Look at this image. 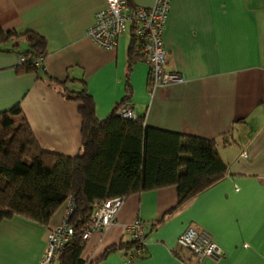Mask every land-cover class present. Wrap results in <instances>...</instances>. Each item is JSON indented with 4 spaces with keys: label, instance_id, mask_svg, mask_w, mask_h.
Returning <instances> with one entry per match:
<instances>
[{
    "label": "crops",
    "instance_id": "crops-1",
    "mask_svg": "<svg viewBox=\"0 0 264 264\" xmlns=\"http://www.w3.org/2000/svg\"><path fill=\"white\" fill-rule=\"evenodd\" d=\"M152 2L127 0L130 6ZM103 4L0 0V27L42 36L43 77L68 78L65 86L74 91L80 90L82 79L98 119L123 96L130 37L127 29L114 48L104 49L85 36L93 12ZM161 38L164 69L180 72L184 81L158 87L150 95L148 66L140 56L129 72L131 97L126 104L143 117L144 125L217 139L227 171L176 208L174 186L128 195L109 226L89 234L80 258L93 259L112 244L131 241L127 225L140 219L146 233L143 257L126 261L119 250L96 264H264V0H170ZM15 60L10 42L0 44V111L18 104L42 149L75 155L80 144L77 102L65 100L50 80L16 73ZM65 204L47 226L18 215L2 220L0 264H36L47 228L61 221ZM190 225L209 233L223 251L219 258L196 262L177 245V236Z\"/></svg>",
    "mask_w": 264,
    "mask_h": 264
},
{
    "label": "trees",
    "instance_id": "trees-1",
    "mask_svg": "<svg viewBox=\"0 0 264 264\" xmlns=\"http://www.w3.org/2000/svg\"><path fill=\"white\" fill-rule=\"evenodd\" d=\"M8 42L16 57H23V61L15 63L16 73L31 72L47 83L50 80L65 100L77 102L80 144L73 156L42 149L18 104L0 111V222L18 215L47 226L63 202L69 198L73 201L67 221L73 234L54 264H96L119 250L126 261L143 257L144 245L136 246L131 239L106 247L93 259L80 258L81 233L87 226L93 201L174 186L176 208L224 177L227 167L217 152V139L150 127L139 115L134 120L118 116V108L131 97V66L141 59L131 32L124 93L103 119L95 116L93 100L82 79L80 90L74 91L65 86L68 78L57 81L43 77L44 69L34 63L37 56L44 58L46 54L42 36L30 30L18 33L0 27V44Z\"/></svg>",
    "mask_w": 264,
    "mask_h": 264
},
{
    "label": "built area",
    "instance_id": "built-area-1",
    "mask_svg": "<svg viewBox=\"0 0 264 264\" xmlns=\"http://www.w3.org/2000/svg\"><path fill=\"white\" fill-rule=\"evenodd\" d=\"M169 7L170 0H153L151 5L146 7L130 6L127 0H104L103 6L93 12L92 22L85 29V36L93 44L104 49L114 48L119 36L129 29L139 45L142 59L148 66L146 89L150 95L158 87L184 81L180 72L166 71L163 67L165 49L161 33ZM15 61L21 62L23 57H16ZM42 61L41 56L34 59L35 65L42 66L44 69ZM117 114L121 118L130 120L137 117L129 104L119 107ZM123 199V197L115 196L91 203L88 223L81 233L83 243L91 232L103 231L109 226ZM72 209L73 201L69 198L66 200L61 221L47 229L44 246L36 264H54L63 246L73 234L72 227L67 223ZM127 229L136 246L140 247L145 244V225L142 220L134 219L127 225ZM176 243L190 251L197 262L205 257L219 258L223 252L211 239L209 233L192 225L179 233ZM138 251L136 248L135 253Z\"/></svg>",
    "mask_w": 264,
    "mask_h": 264
}]
</instances>
